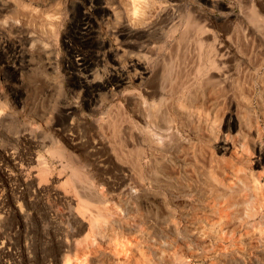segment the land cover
<instances>
[{"label":"rangeland","instance_id":"obj_1","mask_svg":"<svg viewBox=\"0 0 264 264\" xmlns=\"http://www.w3.org/2000/svg\"><path fill=\"white\" fill-rule=\"evenodd\" d=\"M261 152L264 0H0V264H264Z\"/></svg>","mask_w":264,"mask_h":264},{"label":"bare ground","instance_id":"obj_2","mask_svg":"<svg viewBox=\"0 0 264 264\" xmlns=\"http://www.w3.org/2000/svg\"><path fill=\"white\" fill-rule=\"evenodd\" d=\"M243 24H244V23H243ZM138 64H139V63H138ZM131 65H132V64H131ZM136 66H137V65H136ZM143 67H144V66H143ZM112 79H113V78H112ZM103 86H105V85H103ZM119 138H120V137H119ZM119 143H121V142H119ZM121 144H123V143H121ZM123 146H124V144H123ZM121 147H122V146H121ZM124 147H125V146H124ZM131 150H133V149H131ZM134 152H135V151H134ZM134 152H133V153H134ZM133 153H132V155H133ZM135 154H136V153H135ZM127 155H128V154H127ZM132 155H130V156H132ZM134 156H135V155H134ZM139 156H140V154H139ZM260 156H261V157L264 156V153L261 152V153H260ZM132 158H133V156H132ZM127 159H128V158H127ZM129 159H130V158H129ZM136 159H137V158H136ZM259 159H260V158H259ZM131 163H133V162H131ZM134 163H136V162H134ZM134 163H133V164H134ZM87 197H88V196H87ZM93 198H94V197H93ZM93 198H92V199H93ZM67 262H68L67 264H70V263H71V262H69V261H67Z\"/></svg>","mask_w":264,"mask_h":264}]
</instances>
